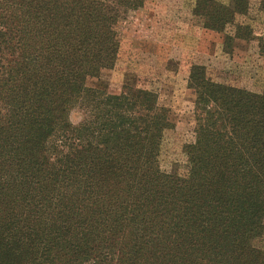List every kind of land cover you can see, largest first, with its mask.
<instances>
[{"label":"trees","instance_id":"obj_1","mask_svg":"<svg viewBox=\"0 0 264 264\" xmlns=\"http://www.w3.org/2000/svg\"><path fill=\"white\" fill-rule=\"evenodd\" d=\"M251 1L197 0L195 14L264 59ZM142 5L0 0V264H264V82L193 66L195 127L166 168L176 126L157 94L87 86Z\"/></svg>","mask_w":264,"mask_h":264},{"label":"rangeland","instance_id":"obj_2","mask_svg":"<svg viewBox=\"0 0 264 264\" xmlns=\"http://www.w3.org/2000/svg\"><path fill=\"white\" fill-rule=\"evenodd\" d=\"M196 1L142 0L139 9L123 10L115 66L87 80V86L110 94H121L126 86L157 94L176 126L165 139L164 168L182 163V145L195 127V98L188 89L193 66H205L216 81L251 90H259L264 82V59L256 48L243 40L227 48L223 35L206 28L204 18L195 14ZM259 2L251 1L252 11L246 17L254 20L257 34L264 33ZM79 115L74 112L72 121L78 123Z\"/></svg>","mask_w":264,"mask_h":264}]
</instances>
